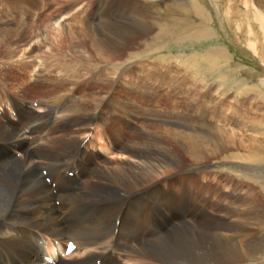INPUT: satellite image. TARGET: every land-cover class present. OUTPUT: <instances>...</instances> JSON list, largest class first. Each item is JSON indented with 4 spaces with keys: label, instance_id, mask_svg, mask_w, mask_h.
I'll list each match as a JSON object with an SVG mask.
<instances>
[{
    "label": "rangeland",
    "instance_id": "obj_1",
    "mask_svg": "<svg viewBox=\"0 0 264 264\" xmlns=\"http://www.w3.org/2000/svg\"><path fill=\"white\" fill-rule=\"evenodd\" d=\"M41 2L43 0H0V15L14 22L11 26L12 40L7 45H10L12 51L20 48L31 53L30 57L21 58L25 60V64L29 65L16 70L11 62L13 60L6 54L7 51H4V45L0 58V67L3 71L1 74L3 80L0 84L1 93L2 91L8 94L13 93L15 98H21L28 106L31 103V93L35 92L38 99L46 94L49 91V85H43L44 88L40 87V90L33 89L35 88L33 80L41 82L44 79L41 72L44 70L39 69V65L36 70L34 69L39 63L38 60L47 62L45 63L47 74H45L49 78L51 70L58 73L59 69L66 66L77 67V72H85L92 68L97 75L90 82H95L104 73L108 75L107 72L114 65L108 61L112 58L108 55L112 47L105 44L107 43L106 38L103 37H112V33L110 34L105 27H99L98 24L114 21L122 25L131 20L137 23L135 38L127 39L125 43L121 41L118 47L121 57L119 56L116 62L114 60L120 66L116 85L119 99H121L118 107L125 110L131 106L135 111L132 116L139 117L136 118L137 124L127 129L128 134L129 131L134 134L139 133L137 136L141 135L146 140L149 137L145 130L158 133L163 132L164 129L181 130V132L196 130L206 133L214 129L215 132L232 135L227 140L229 153L248 154L246 151L252 148L248 142L249 138L257 141L264 149V33L261 23L254 19L256 8L264 15V8H262L264 0H47L44 12L41 9ZM199 6L201 9L198 14ZM248 6L252 9H248ZM103 9L108 13L104 14ZM20 10L24 11L23 15H20ZM70 12L71 16H65V13ZM21 16L28 22V26L27 29L23 27L24 29H21L19 33L17 31L20 28L15 22ZM246 18H250V23L253 24L250 34L248 33L249 28H246L247 22L243 21ZM0 19L2 20L1 16ZM58 19H64L62 23L65 25V33L61 36L66 37L61 42L55 40L56 37L60 38V32L54 27V22ZM83 25L87 26V35L80 30ZM45 38V43H43ZM96 46H106L108 52L99 54L94 50ZM28 47L33 50L27 49ZM129 52L135 55L132 60H127ZM16 54L20 55V53ZM84 61H86L84 63L87 64L86 66L83 64ZM56 66H59V69ZM4 72L9 75L4 76ZM12 72H18V74L12 75ZM151 73H156V75L161 73L165 75V78L162 80L153 74L151 76ZM62 74L65 75V72L63 71ZM108 79L105 77L103 81L108 82ZM16 86H20L19 89H15ZM66 86L59 91L58 96L67 94L65 93L68 91ZM69 86L72 87V84ZM98 89L94 91L98 92ZM99 94L105 95V90ZM111 95L112 93L109 94ZM69 96L71 97L70 94ZM1 97L5 103H9L6 95L2 94ZM24 103L23 109L25 108ZM94 103L89 104L92 107L89 106L88 112L97 109V105L93 106ZM123 103H128L126 104L128 107ZM104 106L105 102H103ZM2 108L13 115L7 107L2 106ZM28 108H25L22 119H25ZM57 110L58 107L55 111ZM30 112L32 116L36 115L37 108ZM116 113L117 117L123 118V112L117 110ZM140 116L147 119V125L140 123L142 121ZM179 117L181 126L158 120L162 118L179 119ZM87 127L79 134L75 133V138L83 139L89 128ZM56 135L59 134L56 133ZM96 137L99 140V136ZM125 139H127L126 136L119 143L126 145L128 142L124 141ZM162 140L164 142L163 138L157 141L161 144ZM2 144L0 142V145ZM91 149L92 147L88 150L89 153H85V159L90 158L88 156L92 153ZM173 151V154L176 153L180 157L181 163H178L180 169H174L176 166L173 165H165L161 170L167 173L161 175H148L143 172L145 167L141 161L134 160L129 155L118 154V148L113 153L105 151L107 153L104 152V156L102 155L104 158L97 163L95 159L101 156L99 151L90 167L104 168L106 175L103 176L102 171L91 174L92 170H89L91 172H88L87 176L96 183L124 181L117 177V174L123 171H127L124 177L134 175L143 181H156L163 178L168 182L177 181V177H180L181 225H204L213 223V219L217 218L221 221L220 218L227 211L233 219H237L239 213L242 215L246 211L249 212V216L253 214V211L258 214L262 212L259 218L249 220L251 224L248 225L246 235L248 240L254 241L252 245L258 251L255 256H248L247 259L237 258L233 261L229 260V257L223 259L214 256L211 258L213 263H204L201 258H191L189 254L184 258L181 257V262L178 263L264 264V162L224 158L226 152L221 153V151L216 156L212 155L195 161L178 147H175ZM1 156L0 161L4 163L7 156ZM68 159L69 156L63 157L65 163H68ZM79 161L80 159L77 158L76 162ZM125 164L130 167L126 169ZM42 166L47 168L44 164ZM113 166L119 169L115 172ZM62 169L59 168V171L62 172ZM158 173L160 174L161 171ZM56 175L57 182L60 174ZM169 187L177 193L180 191L175 183L169 184ZM80 190L81 185H78L76 191ZM120 194L123 195V192L121 191ZM101 195L98 192L97 198H109L107 194ZM130 196L123 195L124 198L127 197L126 199ZM94 202L98 200L94 199ZM123 207L125 210L120 217L124 216L123 220L126 221L130 219L133 212L127 203ZM113 211L114 208L111 212ZM59 214L61 215V210ZM64 221L66 220L63 219ZM206 237L212 242L213 236L207 233ZM109 247L101 249L97 256L100 257ZM244 248L243 250L248 254L249 248ZM241 256H243V251H241Z\"/></svg>",
    "mask_w": 264,
    "mask_h": 264
},
{
    "label": "bare ground",
    "instance_id": "obj_2",
    "mask_svg": "<svg viewBox=\"0 0 264 264\" xmlns=\"http://www.w3.org/2000/svg\"><path fill=\"white\" fill-rule=\"evenodd\" d=\"M247 8L252 9L251 6ZM199 9H201L200 6L197 10L198 14ZM106 12L103 9V13L107 14L108 12ZM247 12L246 14L249 15ZM23 13L24 11L20 10V15ZM255 15L254 19L261 23L264 33V15L257 8ZM0 16L2 17V20L0 19V58L5 45L4 51H7L6 54L13 60L11 62L15 69H22L29 64H25V60L21 58L23 56L30 57L31 53L20 48L14 51L10 50V45L7 43L12 40L13 29L11 26L14 22L11 19H5V16ZM65 16H71V12L65 13ZM63 20L58 19L54 22V27L60 32V38L56 37L55 39L57 42L63 41L66 37L61 36L62 33H65ZM243 21L247 22L246 28H249L248 33L250 34L251 28H253L250 18ZM15 24L20 28V31H17L19 33H21V29H27L28 26V22L23 16L19 17ZM136 24L131 20L122 25L116 24L114 21L98 24L99 27H105L110 31V34L112 33V37H103L106 38L107 43L105 44L112 48L108 46L111 48L110 52L105 48L107 45L105 47L96 46L94 50L99 54L108 52V55L112 56L108 61L114 65L110 70L108 68V75L106 73L103 76L99 75L103 78L99 77L95 82H90L97 75L92 68H86L88 71L85 72H77V67L71 66L61 67L62 69L56 66L59 69V74L51 70L49 78L46 75L45 63L47 64V62L38 60L39 63L34 69L36 70L39 65V69L44 70L41 71L44 79L41 82L33 80L35 86L33 89L40 90V87L44 88L43 85H49V91L38 99L36 115L30 114V111L34 109L32 105L28 106L21 98H15L13 93L0 92V142L3 143L0 145V156H7L4 163L0 161V264H48L44 260L45 255H52L54 260L62 259V262L59 261L57 264H96L98 258L102 259L103 264H177L181 262V257L184 258L189 254L191 258H201L204 263H213L211 258L214 256L223 259L229 257V260L233 261L237 258L247 259L248 256L252 257L258 253L255 246L252 245L254 241L248 240L246 235L249 229L248 225L251 224L249 220L259 218L262 216V212L258 214L253 211V214L249 216V212L246 211L242 212V215L239 213L237 219H233L227 211L220 218L221 221H218L219 218H217L213 219V223L204 225H181L180 177H177V181L168 182L163 178L156 181H143L134 175L124 177L127 171H123L119 172L117 177L124 181L96 183L87 176L88 172H91L89 170H92L91 174L102 171V175H106L104 168L90 167L99 151L91 149L92 153L90 152L91 154L88 156L90 158H82L85 153H89L90 146L81 149V144L86 133L90 130L89 128L93 125H97L95 130L98 132L96 136H99V140L97 137L96 140L100 142V149L113 153L118 148V154L129 155L134 160L141 161L145 167L143 172L148 175L164 174L166 171L163 172L161 169L165 165H173L176 166L174 169H180V165H178L180 157L176 153L173 154L175 147L184 150L195 161L212 155L216 156L221 151V153L226 152L224 158L264 162V149L257 141L252 138L248 139L252 145V148L246 151L248 154L229 153L227 140L232 135L215 132L214 129H210L206 133L196 130L181 132V130L164 129L160 133L145 130L149 137L146 140L141 135L137 136L139 133L134 134L129 131L128 134L126 132L133 124H137L138 116H132L135 111L131 106L126 105L128 103H123L128 107L125 110L118 107V102L121 99H119L116 85L120 66L115 62L119 56L121 57V52L118 49L121 41L125 43L127 39L135 38ZM83 26L80 30L87 35V26ZM144 26L146 28V25ZM45 40L46 38L43 43ZM59 45L61 46V44ZM132 45L134 46V42ZM50 47L52 46L50 45ZM27 49L32 48L28 47ZM51 49L53 51V48ZM253 50L257 52L256 49ZM16 53H20V55ZM134 57L133 52H129L127 60H132ZM80 64L82 65V62ZM1 70L0 67V84L3 80L1 77L3 71ZM63 71L65 75L62 74ZM11 74L17 75L18 72ZM152 74L162 80L165 78V75L161 73L157 75L151 73V76ZM6 75L8 76L9 73L4 72V76ZM105 77L106 79L109 77V81L106 80L107 83L103 81ZM69 84H72V87ZM65 86L68 87V91L65 92L67 94L58 96L59 91L63 90ZM19 87L16 86L15 89H19ZM96 88H99L98 92L94 91ZM88 90L90 91L88 92ZM103 90H105V95L102 96L99 93ZM110 93L113 96H109ZM2 94L7 96L8 105L14 110L15 114L13 113V115L15 116L2 108V106L7 107L1 97ZM71 98L72 100H70ZM93 102H95L93 106L97 105V109L88 112L89 106L92 107L89 104ZM103 102H105L104 107ZM23 103L26 109L29 107L25 119H22L25 110ZM57 107L58 110L55 111ZM117 110L123 112V118L117 117ZM142 117L140 116L142 119L140 123L144 125L147 119ZM158 120L181 126L180 117L179 119L162 118ZM21 121H23L24 128ZM85 127L88 128V131L83 139L75 138V133L79 134ZM29 136H32V139ZM125 136L127 139L124 141L128 143L126 145L119 143ZM159 138H163L164 142L162 140V143L159 144L157 141ZM119 145L121 146L119 147ZM15 153H20V158L16 157ZM68 156V163H65L63 157ZM77 158L80 159L78 163L76 162ZM43 164L48 168L52 177L55 178L56 174H60V179L57 181L59 188L56 193L53 192L52 187L44 180L43 174L40 172V167ZM119 164L121 166V163ZM125 165H127L126 169L130 167L128 164ZM67 167H72L78 173L72 178H65L63 173ZM43 168L45 167L43 166ZM59 168H63V171H59ZM118 169L119 167L113 166L115 172ZM158 171L161 173L159 174ZM173 183L179 187V193L169 187V184ZM78 185H81L80 191H76ZM121 191L123 195L131 196L128 199L124 198L120 194ZM98 192L102 194L101 196L109 195V198H97ZM168 195L169 197H167ZM56 199L60 200L61 204H56ZM94 199L98 202H94ZM126 203L130 206L133 214L130 219L125 221L123 220L124 216L122 218L120 216L125 210L123 205ZM113 208L114 211L111 212ZM60 210L61 215L59 214ZM63 219L66 221L63 222ZM118 219L120 220L119 225H117ZM116 230H118L117 234ZM207 233L213 236L212 242L206 237ZM41 238H48L49 246L47 248H44L39 242ZM67 239H75L78 246L70 256L61 258L59 251L60 248L62 250L65 248L64 242ZM55 240L59 245L52 244ZM108 246L110 247L105 249L100 257L97 256L101 249ZM244 247L249 248L248 254L243 250ZM241 251H243V256H241ZM78 254H80L79 258L71 259Z\"/></svg>",
    "mask_w": 264,
    "mask_h": 264
}]
</instances>
